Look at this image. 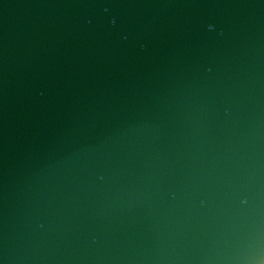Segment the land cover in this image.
Masks as SVG:
<instances>
[{
    "label": "water",
    "instance_id": "95a60500",
    "mask_svg": "<svg viewBox=\"0 0 264 264\" xmlns=\"http://www.w3.org/2000/svg\"><path fill=\"white\" fill-rule=\"evenodd\" d=\"M0 264H264V0H0Z\"/></svg>",
    "mask_w": 264,
    "mask_h": 264
}]
</instances>
